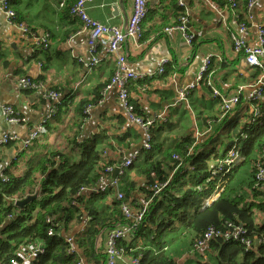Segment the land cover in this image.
<instances>
[{
    "label": "crops",
    "instance_id": "1",
    "mask_svg": "<svg viewBox=\"0 0 264 264\" xmlns=\"http://www.w3.org/2000/svg\"><path fill=\"white\" fill-rule=\"evenodd\" d=\"M76 1L17 0L15 3L21 24L37 34L51 35L52 45L47 51H34L32 38L10 24L6 15L0 12V138L4 135L16 137L11 144L0 146V174L6 175L10 170L21 175L25 171L26 150L23 145L31 132L45 124L48 133L41 142L46 141L64 152L72 151L76 159L84 143L101 138L102 168L123 166L143 148L145 132L129 119L119 100V89L115 86L108 89L117 70V55L107 54L99 48L100 65L87 66L92 59L88 33L79 20L69 15V8ZM211 1L218 4V10L201 0H186V9L180 8L177 0H147L149 15L144 23L143 38H127L120 51L135 73L149 76L130 84V105L136 115L154 120L156 140L164 147L176 146L190 135L197 140L206 139L216 125L213 118L220 117V100L205 86L193 90L188 103L180 100V91L197 83L206 59L213 57L210 66L213 85L224 96L241 91L243 102L251 104L253 91L264 83V68L248 66L244 55L234 49L230 40L232 32L240 33L238 18L226 7V0ZM239 3L236 13L249 28L248 44L255 46L258 26H264V1L258 0L245 13L240 9L242 0ZM132 10L133 0H91L88 3V14L92 19L124 32ZM185 12L188 13V34L194 36L191 45L183 32L175 29L181 24ZM164 62L167 63L162 65ZM162 66L165 74L156 75ZM26 77L45 81L62 98L55 103L40 91L23 88L20 80ZM84 102L86 107L91 106L90 115H85L82 125H76L79 119L76 111ZM3 106L13 107L20 117L26 119V125L9 124ZM60 116L62 121L58 122ZM175 135H180L179 141ZM74 140L77 145L73 144ZM258 157L259 154L256 159ZM91 193L85 192L83 197L87 200L96 196ZM135 197L137 203L134 207L139 208L146 195L139 191ZM263 218L258 213L256 221L261 222ZM81 229L82 224L71 236ZM111 231L102 232L97 241L98 252L104 257ZM199 252L203 257L199 264H209L208 258L216 254L210 246ZM130 258L127 255L121 264H127ZM195 262L200 261H190L189 258L186 264Z\"/></svg>",
    "mask_w": 264,
    "mask_h": 264
},
{
    "label": "trees",
    "instance_id": "2",
    "mask_svg": "<svg viewBox=\"0 0 264 264\" xmlns=\"http://www.w3.org/2000/svg\"><path fill=\"white\" fill-rule=\"evenodd\" d=\"M250 2L242 0L240 9L244 13L249 11ZM15 3L17 0H12L14 11ZM16 16L19 22L17 13ZM238 22L240 25L244 20L238 18ZM85 104L81 103L76 111L79 117L76 125L84 122ZM219 116L213 118L216 125L206 139L197 140L190 135L172 147H164L156 140L153 127L151 149H142L139 159L119 177L125 202L131 206L137 203V192H143L145 199L150 200L154 196L153 186L170 180L152 198L135 233L120 242L126 256L141 258V264H177L175 256L168 253L169 248L184 242L191 246L210 226L222 227L229 221L243 226L253 248L242 243L213 241L210 249L216 254L211 259L219 264H264V218L257 222L253 211L257 207L264 217V182L256 180V165L264 161V103L257 112L256 103L246 104L240 98L230 114ZM57 121H62L61 116ZM41 138L25 152V171L16 175L8 170L9 181H0V264H81L82 259L87 264H104L106 257L99 254L97 241L102 232L127 224L121 203L112 190L87 200L84 194L78 195L82 187L95 184L105 169L100 167L103 140L96 137L84 143L76 159L72 151L55 149L54 145L41 142ZM233 153H238L240 160L225 165ZM220 165L224 171L213 176ZM250 165L253 200L246 206L241 203L242 197H234L233 193L226 197L224 193L242 167ZM225 170L229 172L225 174ZM218 187L219 198L207 206L206 201ZM37 190L36 200L23 209L16 206L18 200ZM84 223L83 230L75 234L71 243L69 236ZM51 228L53 236L48 235ZM34 248L43 253L26 262L27 252Z\"/></svg>",
    "mask_w": 264,
    "mask_h": 264
},
{
    "label": "built area",
    "instance_id": "3",
    "mask_svg": "<svg viewBox=\"0 0 264 264\" xmlns=\"http://www.w3.org/2000/svg\"><path fill=\"white\" fill-rule=\"evenodd\" d=\"M91 0H77L73 5L70 11L71 17L79 20L83 24V29L88 33L89 36V46L90 54L92 59L87 65L89 68L99 66L101 60L97 57L98 49L101 48L107 54L117 55V70L113 77L111 78L108 89L112 87H117L119 89V100L127 110L129 119L136 125L140 126L145 132V142L143 144L144 150H150L152 144L151 129L154 127V120L145 119L141 116H137L134 113L133 107L130 105V96H129V86L132 82H140L149 76L140 75L135 73L129 66L128 60L124 55H120V51L123 47L127 38H134L136 40H141L144 35V23L148 18L149 9L147 0H133V10L132 16L127 25V30L124 32L119 28L107 26L97 22L92 19L88 14V3ZM207 2L211 5L214 10H218L219 6L217 3L212 2L211 0H201ZM228 7L234 16H237V11L239 10V3L237 0H226ZM258 0H251L249 9L254 6ZM264 1V0H263ZM12 0H0V12L6 15L10 24L20 28L27 36L32 38L34 41V51L38 50H48L52 45L51 35L48 33L37 34L33 32L30 28L24 26L17 21L16 12L12 8ZM178 6L182 9H186L185 3L186 0H177ZM64 5L62 4V7ZM188 23V13L185 12L184 16L181 19V24L177 26V30L183 32L186 41L191 45L193 43L194 36L188 34L187 30ZM248 26L245 22L239 25V34L231 33L230 40L233 43L234 49L242 53L245 57V61L248 66L256 67L263 69L264 68V27L263 25L258 26V39L255 46L248 44L247 37L249 35ZM212 58L206 59L203 72L198 76L197 83L191 85L180 91V100L182 102L188 103L189 95L196 88L205 86L209 88L212 92V95L220 100V112L222 117L230 114L234 108L240 103L241 91L238 94L233 96H224L217 88L214 87L212 81V74L210 72V66L212 63ZM167 62H164L162 65H165ZM165 74V68H162L157 72L156 75L162 76ZM155 75V74H154ZM152 77V75H150ZM20 83L23 88L28 90L40 91L45 98L52 99L55 103H58L62 98L61 94L53 89V87L41 80H32L28 77L22 78ZM264 83H260L258 87L253 91L251 95V102L256 103V110L258 112V106L261 103H264V92H263ZM3 114L6 121L9 124L25 126L27 121L26 119L19 116L18 112L11 106L2 107ZM91 106H88L84 115L87 117L90 115ZM54 113V109L52 110ZM46 125V124H45ZM45 125L36 128L33 132L30 133L27 141L24 143L23 148L25 150L29 149L36 140L48 133ZM246 138V137H245ZM16 141V137L10 135H4L0 138V146H6ZM234 154V153H233ZM232 154V155H233ZM140 157V153L136 152L132 158L125 161L123 166L114 167L106 166L101 175H99L98 180L95 184L91 186H84L79 192V196L83 195L85 192H92L96 196L107 193L112 190L114 196L118 202L121 203L122 213L127 221L126 225L118 226L116 229L110 232L104 252H105V263L104 264H121L125 261L126 250L120 246V242L127 240L132 236L137 230L138 225L144 220L145 214L148 212L149 207L152 202V198L158 196L169 184L170 180H167L165 183L153 186L154 196L150 200H145L140 207L131 206L129 203L125 202L124 194L122 193L121 181L119 179L134 162H136ZM178 158V157H176ZM264 158V148L262 159ZM240 160V155L234 154L232 158L225 162V165H232L235 162ZM119 169V173L116 178L112 179L111 175ZM224 167L219 166L218 171L213 172V176H217L218 173L223 172ZM226 173L229 170H225ZM256 180L258 182H264V161L261 160L256 165ZM0 181L2 183H7L9 178L5 174H0ZM218 191L214 193V196L206 201V205L210 206L216 199L219 198L221 190L220 187L217 188ZM91 193V194H92ZM48 223H51V220H48ZM85 223L82 224L83 230ZM49 236L54 235V230L51 228L48 231ZM247 231L243 226L237 225L232 222H226L222 227L210 226L199 239L193 245V250L195 252L202 251L204 248L209 247L213 241L224 240L225 242H236L242 243L247 246L249 249L253 248V242L247 238ZM69 241L73 243V236H69ZM75 249V248H74ZM43 253V250L40 248H34L27 252L26 262L35 258L37 254ZM81 264H87L84 259L81 260ZM127 264H141V258H130V261Z\"/></svg>",
    "mask_w": 264,
    "mask_h": 264
},
{
    "label": "rangeland",
    "instance_id": "4",
    "mask_svg": "<svg viewBox=\"0 0 264 264\" xmlns=\"http://www.w3.org/2000/svg\"><path fill=\"white\" fill-rule=\"evenodd\" d=\"M190 116H191V112H190ZM175 137L178 138V140H176V141L180 140V135L179 136L175 135ZM226 148H227V146L224 147L223 151ZM246 166L242 167V169L238 172L235 180L232 182V185L230 186V188L224 193V195L226 197L229 196L230 193H233L234 197H237L239 199L242 197L243 201L241 203L243 205H246L247 202L251 203V201L253 200L252 199V197H253L252 189L250 188V183H251L250 177H251V173H252V165H250L248 167H246ZM262 190L264 191V189H262ZM259 199H261V198H259ZM255 201L257 203H259L261 200H255ZM247 205H249V204H247ZM257 209H258L257 207L253 208V211H254V216L258 218V213H261V212H259ZM260 215H262V214H260ZM193 245L190 246V244H188L187 242L177 244V245L169 248L168 253L170 255H174L179 264H186V261L189 258H190V261L193 259L200 261V262H195L196 264H199V263H201V259L203 257L199 255L200 252H195L193 250ZM211 258L212 257L208 258L209 264H219V262L217 260H214ZM181 260L184 262H181Z\"/></svg>",
    "mask_w": 264,
    "mask_h": 264
},
{
    "label": "water",
    "instance_id": "5",
    "mask_svg": "<svg viewBox=\"0 0 264 264\" xmlns=\"http://www.w3.org/2000/svg\"><path fill=\"white\" fill-rule=\"evenodd\" d=\"M119 173V169H116L114 177L116 178ZM39 197V190L36 191L35 194L28 195L23 200H18L16 202V206L20 209H23L26 205L30 204L32 201L36 200Z\"/></svg>",
    "mask_w": 264,
    "mask_h": 264
},
{
    "label": "bare ground",
    "instance_id": "6",
    "mask_svg": "<svg viewBox=\"0 0 264 264\" xmlns=\"http://www.w3.org/2000/svg\"><path fill=\"white\" fill-rule=\"evenodd\" d=\"M62 4H63V2H62ZM238 18H239V17H238ZM221 20H222V19H221ZM31 30H32V29H31ZM35 33H36V32H35ZM203 69H204V68H203ZM54 90H55V89H54ZM58 110H59V109H58ZM57 113H58V112H57ZM225 174H227V173L225 172ZM212 197H213V196H212ZM212 197H211V198H212ZM209 200H210V199H209Z\"/></svg>",
    "mask_w": 264,
    "mask_h": 264
}]
</instances>
